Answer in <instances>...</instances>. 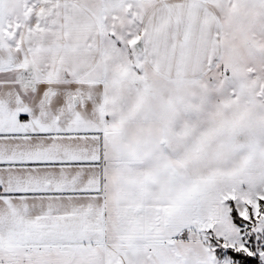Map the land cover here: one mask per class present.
<instances>
[{
	"label": "crops",
	"instance_id": "crops-1",
	"mask_svg": "<svg viewBox=\"0 0 264 264\" xmlns=\"http://www.w3.org/2000/svg\"><path fill=\"white\" fill-rule=\"evenodd\" d=\"M125 44L160 78H203L222 16L214 0H0V264L106 244L107 174L143 172L112 132Z\"/></svg>",
	"mask_w": 264,
	"mask_h": 264
},
{
	"label": "rangeland",
	"instance_id": "rangeland-1",
	"mask_svg": "<svg viewBox=\"0 0 264 264\" xmlns=\"http://www.w3.org/2000/svg\"><path fill=\"white\" fill-rule=\"evenodd\" d=\"M214 2L223 53L206 77L165 80L136 46H120L113 79L126 87L112 132L121 133L118 153L143 172L107 174L105 245L61 261L32 253L31 264H237L231 249L264 264V0Z\"/></svg>",
	"mask_w": 264,
	"mask_h": 264
},
{
	"label": "trees",
	"instance_id": "trees-1",
	"mask_svg": "<svg viewBox=\"0 0 264 264\" xmlns=\"http://www.w3.org/2000/svg\"><path fill=\"white\" fill-rule=\"evenodd\" d=\"M262 203L264 202L262 201ZM232 216L236 223H241V219L238 215L237 210L234 209L232 211ZM217 252H218V255L221 256L222 253L220 251L219 246H217ZM229 253H230V256L233 258V260L235 261V263L237 264H261V261L257 255L246 254L242 251L236 252V251H233L232 249L229 250Z\"/></svg>",
	"mask_w": 264,
	"mask_h": 264
}]
</instances>
